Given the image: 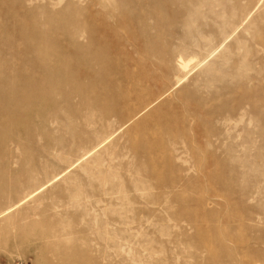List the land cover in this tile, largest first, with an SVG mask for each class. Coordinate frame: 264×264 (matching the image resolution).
Wrapping results in <instances>:
<instances>
[{
  "label": "rangeland",
  "instance_id": "rangeland-1",
  "mask_svg": "<svg viewBox=\"0 0 264 264\" xmlns=\"http://www.w3.org/2000/svg\"><path fill=\"white\" fill-rule=\"evenodd\" d=\"M97 1L0 0V77L54 44L62 49L49 62L70 55L79 65L81 18L92 12L97 33L109 25ZM115 1L114 39L141 36L134 12ZM251 1L204 0L202 18L210 2L220 11L243 2L253 11L233 32L243 16L223 10L235 23L210 37L211 21L191 20L183 3L145 0L157 16L145 20V53L142 43L119 47L115 83L133 101L142 90H171L127 124L100 123L96 93L57 84L3 93L10 86L0 79V212L26 199L0 219V264H76L80 246L70 248V238L91 241L101 264H264V0L255 8ZM163 6L177 16L165 20ZM208 36L210 45L196 48ZM178 46L201 60L219 47L182 79L177 53L168 59ZM113 85L101 80L105 97L117 94ZM209 91L212 102L197 114L182 108ZM27 95L36 104L22 102ZM128 229L129 254L112 246L124 244Z\"/></svg>",
  "mask_w": 264,
  "mask_h": 264
},
{
  "label": "bare ground",
  "instance_id": "bare-ground-1",
  "mask_svg": "<svg viewBox=\"0 0 264 264\" xmlns=\"http://www.w3.org/2000/svg\"><path fill=\"white\" fill-rule=\"evenodd\" d=\"M170 1H171V4L176 5V7L178 5H180V3H183L186 10L188 11L189 18L191 20L202 18L200 15V7L203 4L204 0H170ZM261 1L262 0H253L250 2V5L254 4L253 8H255L256 5H258ZM93 3H95V1ZM97 4L99 7V11L103 14V16L107 17L108 20H106V22L109 25L103 24L104 30L101 33H97V32H94L95 26H97V24H96L97 22L92 20V17H91L92 12L90 13L88 10V15L81 18L80 27H79V30H80L79 34L81 35L83 40H82V43L80 44V47H79V52H80L79 56L81 58L79 65L74 63V59L70 55L66 56L64 58V60H61L60 63L49 62V59H48L49 56L48 55L50 54V52H53L56 49L61 50L62 49L61 46H57L54 44L53 46H50L47 48L45 47V49L35 48L31 52V57L35 58L36 62L32 63L28 60V61L24 62L21 66L5 72L3 74V76L0 77V79H2V83L6 84L7 88H8V86H10V90L9 89L3 90V93L13 92L14 90H16L20 93L31 92L33 90V88H47L53 84H57L60 86H65V85L69 86L71 89V93L79 91L80 95H88L90 92H92L94 94L96 93L100 97L99 99L94 101L96 108H98V111L101 113L100 120H99L100 123L108 122V119H110L111 117H116L119 120L125 119L126 122L124 124H127L128 122L130 123V121L134 117H136L137 115L139 116V114H142L148 108L153 107L155 104L159 103L161 101V98L166 94V92L171 90V87L169 89H167L165 91V93L161 94L160 96L154 95L152 93V91H147L146 94H145V90L136 92L137 96L135 97V99L133 101V100H131V99H129L123 95L124 94L123 93V88H124L123 82L120 83L119 84L120 86L118 87L117 86L118 84L116 85L115 82L117 81V83H119L121 81L114 79V77H117L116 75L121 73V70H122V66H121L120 62L116 59V51L118 50V48L125 45L126 43H129L131 45H136V44L138 45V43H142V46L144 48V53H145V20H147L148 16H150L152 19L155 20L157 18V16L148 13V7H150V5L148 3H145V0H123L122 2L120 1V6L121 5L125 6L134 12L133 20L136 23V26L142 32L141 36L136 35L137 36L136 38H133V39H131V41L127 42L126 41L127 37H126V39H122L121 37L119 38V40L114 39V36L117 34L119 27H121V25L118 24V22L116 21V17H117L116 12L118 10V6H117L116 1L111 0V2H109L107 0H98ZM180 6L182 9L184 8L182 5H180ZM89 7H92V6L89 5ZM214 7H215V5L210 2V4H208L205 7L204 13L202 12L204 14L202 19H204V20L209 19L211 21L210 37L215 36L217 29L218 30L222 29L224 31L229 24L235 23L234 19L231 21L230 19L226 18V16L223 13L224 12L223 10L230 11L232 13L233 18L236 16H239V17L241 15L243 16L242 19H240V24L237 25V27L233 30V32H235L241 26V24L249 17V15L252 11V10L251 11L249 10L247 12L248 7L243 2H235V4L233 6L231 5L228 8H225V6H224L222 11H220L216 8V7H219V4L216 5L215 8ZM163 8L165 11V15H163L165 20H167V18H168L167 16H173V17L177 16L176 12H171L170 9H167L165 6H163ZM201 11H202V9H201ZM83 13H84V11H83ZM161 17H162V15L160 16V18ZM188 22H191V21H188ZM188 22H185V24ZM76 34H78V33H76ZM210 37L209 36L204 37L203 40H202V38H199L198 40H196L197 41L196 42V48L203 49V48L207 47L208 45H210V43L212 42L209 39ZM110 38H112V39H110ZM223 43H224V41H222L220 43V45H222ZM218 47L212 48L210 50V51L213 50L211 53H209L210 51H208L209 54L207 56H205L204 59L201 60V59L197 58L196 54H194V53H192V56L190 54L189 57H185V55H187V53H188V50L184 47L178 46L175 48H171V50H169V55H168L169 58L168 59L171 60L173 58V56L177 53V55H176L177 56V60H176L177 61V67L184 74V76L182 77V79H184V77H186L195 68L197 69L199 66L201 67V65L203 63H205L206 60H208V58L217 50ZM67 49H71L70 46H67ZM104 59L107 61L109 66H107L105 63L103 65ZM79 67H80V69H79ZM207 69H209V68H206L205 70H207ZM170 72H171V70L169 71V73ZM182 73H180V74H182ZM40 76H42V77H40ZM104 77L109 78L110 81L114 82L113 92H117V94L112 95V96L108 95V97H105L102 90L100 89L101 80ZM33 79H35L34 83L31 81ZM182 79L178 80L176 85L177 84L179 85V83H180V81H182ZM159 82L160 81H158V84H159ZM213 95L214 94H212L210 91L205 92V94L200 93L198 101H195V100L194 101H187V105L185 104L182 108L191 114H197V112L200 110V108L207 106L210 104V102H212ZM85 97H87L86 98L87 104L85 106H88L89 96H85ZM22 102H28V103L36 104V102L34 101V97L32 95H27L25 97L23 96ZM108 102H111L113 105H112V109L109 108L106 111V110H104V108ZM91 103H93V102H90V104ZM132 112H134L136 114L131 116L130 114ZM129 115L131 117H129ZM88 117H89V113L85 119V121H87L89 123L92 118L89 119ZM174 117H175V114L172 113L169 116V120L168 119L165 120L166 123L171 122V120H173ZM251 120H253V119H251ZM97 122H98V120H97ZM250 122H252V121H250ZM151 151H152V149L148 148L147 150H145V154H147V153L149 154V153H151ZM84 171H85V168H84ZM86 172H87V170H86ZM63 174H64V172H63ZM75 186H77V185H75ZM69 188H71V187H69ZM75 194H76V192H75ZM30 195L31 194L28 195L29 198H30ZM70 195L72 196V194H70ZM24 199L25 198L21 199L20 201L12 204L11 206L6 208L5 210L1 211L0 212V219L2 217H4L6 214L12 213L11 208H13L15 206H16V208L19 207L22 204L21 201ZM79 199H78V201H79ZM16 208H14V209H16ZM20 212L22 213V211H20ZM17 214H19V213L17 212ZM11 218H13V217H11ZM23 220H24V218L22 219V221ZM132 223L131 222H126V223L122 222L121 225L128 226ZM35 225H36V227H42L43 226L42 223H36ZM125 231H127V232L125 233V235H123L124 240L122 242H124V241L126 242V240L129 239L128 238L129 233L132 236V233L129 231V229L125 230ZM56 236L60 238L62 236V234L57 233ZM59 238H57L58 240L56 242L60 241ZM128 241L129 240H127V242ZM115 242H113V245H112L113 248H117L116 250H119L120 252L121 251L124 252V250H126L124 247L128 246L127 242L126 243L124 242V244L122 243V245H116ZM66 243L69 244L70 248H73V247L76 248V247L80 246L79 247L80 252L78 253V256L75 257L74 263H76V264H101V263H98V257H99L98 253L99 252L97 249H93V246H95V245L92 244L91 241L89 242L86 239L80 240L77 238H70L66 241ZM119 243H121V242L119 241ZM120 252H118V253H120ZM126 252L128 253L129 249H127ZM120 254H122V253H120ZM123 256H124V254H123Z\"/></svg>",
  "mask_w": 264,
  "mask_h": 264
}]
</instances>
